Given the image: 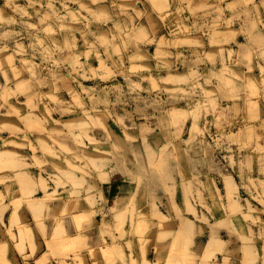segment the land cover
Wrapping results in <instances>:
<instances>
[{"label":"rangeland","instance_id":"obj_1","mask_svg":"<svg viewBox=\"0 0 264 264\" xmlns=\"http://www.w3.org/2000/svg\"><path fill=\"white\" fill-rule=\"evenodd\" d=\"M261 10L264 0H0L8 241L21 214L87 207L114 254L106 264L163 263L147 236L176 241L175 264H264V44L247 48L242 29Z\"/></svg>","mask_w":264,"mask_h":264},{"label":"crops","instance_id":"obj_2","mask_svg":"<svg viewBox=\"0 0 264 264\" xmlns=\"http://www.w3.org/2000/svg\"><path fill=\"white\" fill-rule=\"evenodd\" d=\"M261 15L264 16L263 10H261L259 12H254L252 14V22H250V25H246L242 28L244 33L246 34L245 36H247V37H245V40L247 42V44H246L247 48H248V45L253 44L256 41H260L264 44V28H262L261 24H260ZM253 25H256V29L253 28ZM248 27L251 31L250 33H248ZM256 44H258V43L256 42ZM217 48H219V47H217ZM262 55H264V54H262ZM263 72H264V67H263ZM261 74H259V76L262 78L263 76ZM259 92L261 94V99L262 98L264 99V97H263L264 96V88L260 86ZM256 102H257L256 107L258 109V113H260V115L262 116L261 119H264V100H260V101H256ZM249 117L250 116L247 115L248 124H257L258 123L257 120H253ZM78 203L79 204L83 203L84 205H86V202H81V200H79ZM67 204H72V202H68ZM75 205H76V203H75ZM88 209L89 208L84 207L82 211H80V209H79V211H77L76 213H72L71 215L63 216V218L58 217L56 219H54L53 216H48V215L34 216L33 214L27 213V212L25 214H21V216L19 218L20 223L18 225V227L20 226L19 229L17 230V226H14V228H13L14 231L17 230L15 236L18 237V241L16 243L15 242L10 243V241H8V239H7L8 238V231L9 232L11 231V224L9 223L7 225V229H5V228H3L2 224H1L2 220L0 219V229L3 228L4 233H6V235H5L6 237L2 241V244L10 245V248H11L8 251V254L6 253V255L8 256V259L10 261L16 260L17 264H38V263H40L39 261H41L39 259L43 257V259H44L43 261L45 263L41 261V264H46V263L47 264H57V263H59V264H64V263H66V264H80L79 261L74 262L72 259L73 258H80L81 256H83L84 263H86V264H92V263H94V264H101V263L106 264L105 256L102 254V250H101L102 245H101V241H100L101 240V233L103 230L102 226H101L102 224H95V222L93 221V218L89 219L91 217V216H89L91 214V212ZM86 212H88L87 213L88 215L85 214ZM79 213L80 214L83 213L84 215H86V216L83 215L86 218H82L83 217L82 214L79 215ZM77 215L80 216L79 217L80 219L81 218L83 219V221L81 222L82 223L81 225L77 224V222H76L75 218L78 219ZM5 220L10 221L9 219H5ZM94 220L96 221L95 218H94ZM40 222H42V223H40ZM145 222L147 223V226L149 225L148 229L153 230L155 223L151 220H146ZM35 223H36V225H35ZM60 223H62L61 228L63 229V227H62V225H63L65 227L63 230L66 231L65 236H62V237L59 236L60 228L59 227L55 228V226L56 227L58 225L60 226ZM22 224H24L26 226H24ZM79 227H80V229H79ZM26 228H27V230H26ZM53 228H54V230H53ZM24 230L27 231V234ZM43 233H45V234H43ZM79 233L81 235L80 241L83 240L85 243H82V244L79 243V246H76V245L70 246L71 242H73V240L77 239V237H78L77 235H79ZM151 233H152V231L149 232V234H151ZM17 234H19V235H17ZM27 235H30L29 238L27 237ZM212 236H215V234H212ZM71 237H73V240L71 239ZM66 238H68V239L70 238L69 240L70 241L72 240V241L69 242V240ZM60 239H64V240L66 239L65 244H69L68 246L67 245L63 246L62 252H61L62 245H60L61 249L59 250V248H57V246L59 244H53L54 241H60ZM147 239H149V241L153 244L154 250H155L154 247H158L159 251L157 253V256H158V259L163 262L161 264H168L167 261H169V255L171 253V244H172L171 239L169 238L168 240H165V241L158 243V244L156 242V239H154L152 237L150 238V236H147ZM28 240H30V241L32 240V241L29 242ZM133 240H134L133 242L135 243L136 240L138 241L139 239H138V237H136V239H135V237H133ZM99 241H100V243H99ZM211 243L213 244V242L210 240L208 242V244H211ZM155 244H156V246H155ZM69 246L73 247V248L76 247V248L74 250L71 248V250L68 249L69 250L68 252H64V251H66L67 248H70ZM65 247H66V249H65ZM90 249H92L94 251L97 249L96 250L97 253L95 254L96 259H95V256L91 255L92 250L90 251ZM46 251L47 252L49 251L48 252L49 254H47ZM50 252H51V254H50ZM203 252L204 251H202L200 253V250L198 251V253L196 252L197 258L201 259V256L204 255V254H202ZM134 253H136L137 255L133 259L139 258V257L142 258L141 257V253H142L141 251L135 250ZM150 253H151V251H150ZM150 253L148 254L149 259L156 260L155 253H152V254H150ZM161 253H163V254H161ZM164 253H166V254L164 255ZM44 255H46V256H44ZM45 257L47 259L49 258L48 259L49 261L46 260ZM68 258H71V259H68ZM124 258H126V261H127L126 264H130L129 255H127L126 257L124 256L123 259ZM160 258H162V259H160ZM67 259H68V261H67ZM166 259H167V261H166ZM96 261H97V263H95ZM165 262H167V263H165ZM198 262H199V260H198ZM117 264H125V263L122 260V262L117 261ZM141 264H143V263H141Z\"/></svg>","mask_w":264,"mask_h":264},{"label":"bare ground","instance_id":"obj_3","mask_svg":"<svg viewBox=\"0 0 264 264\" xmlns=\"http://www.w3.org/2000/svg\"><path fill=\"white\" fill-rule=\"evenodd\" d=\"M229 6H230V5H229ZM247 20H248V19H247ZM151 27H152V26H151ZM138 31H139V30H138ZM140 34L142 35L141 31H140ZM220 34H221V33H220ZM107 36H108V35H107ZM223 36H224V35H223ZM142 37H143V36H142ZM224 37H225V36H224ZM102 38H103V37H102ZM103 39H104V38H103ZM213 39H214V38H213ZM226 39H227V38H226ZM104 40H105V39H104ZM160 41H161V40H160ZM96 42H97V41H96ZM190 42H191V41H190ZM105 43H107V40L104 42V44H105ZM123 43H124V42H123ZM161 43H162V42H161ZM217 43H218V42H217ZM158 45H159V44H158ZM199 45H200V44H199ZM117 46H118V45H117ZM71 47H72V46H71ZM124 47H125V46H124ZM157 47H158V46H157ZM115 48L117 49V47H115ZM116 49H115V50H116ZM118 50H120L119 47H118L117 51H118ZM120 51H121V50H120ZM157 51H158V50H157ZM118 52H119V51H118ZM163 52H164V51H163ZM119 53H121V52H119ZM160 53H162V51H161ZM254 53H255V52H254ZM256 53H258V52H256ZM157 54H158V53H157ZM228 54H229V53H228ZM135 56H136V55H135ZM135 56H134V57H135ZM120 57H121V56H120ZM139 57H140V56H139ZM139 57H138V58H139ZM130 58H131V57H130ZM134 59H135V58H134ZM225 59H226V58H225ZM130 61H131V60H130ZM136 65H137V64H136ZM138 65H139V64H138ZM134 66H135V65H134ZM140 67H141V65H140ZM253 79H254V78H253ZM230 80H231V79H230ZM226 82H227V81H226ZM230 83H231V82H230ZM41 85H42V84H41ZM44 86H45V85H44ZM5 91L7 92L8 90H5ZM6 95H7V94H6ZM6 95H5V96H6ZM6 97H7V96H6ZM8 97H9V94H8ZM8 97H7V99H8ZM4 99H5V98H4ZM3 102H4V101H3ZM7 102H8V101H7ZM258 105H259V104H258ZM34 106H35V105H34ZM0 107H1V106H0ZM32 107H33V106H32ZM258 108H259V107H258ZM15 115H17V114H15ZM38 122L41 123L40 121H38ZM31 125H33V124H31ZM39 126H40V125H39ZM36 127H37V126H36ZM30 128H31V127H30ZM37 128H38V127H37ZM14 129H15V128H14ZM15 130H16V129H15ZM38 130H39V128H38ZM13 131H14V130H13ZM43 141H45V140H43ZM44 143H46V142H43V144H44ZM43 144H41V145H43ZM17 145H18V144H17ZM47 147H48V146H47ZM49 148H51V147H49ZM34 161H35V160H34ZM36 165H37V164H36ZM64 165H65V164H64ZM38 166L40 167V165H38ZM68 166H69V165H68ZM61 169H62V168H61ZM68 169H69V168H68ZM74 169H75V168H74ZM23 170H24V169H23ZM67 172H68V171H67ZM26 173H27V172H26ZM21 176H23V175H21ZM24 176L26 177V175H24ZM24 176H23V177H24ZM21 178H22V177H21ZM28 180H29V179H28ZM0 181H2V180H0ZM25 183H26V181H25ZM26 185H27V183H26ZM31 186H32V185H31ZM28 188H29V187H28ZM30 189H31V188H30ZM28 192H29V191H28ZM1 195H2V194H1ZM1 195H0V196H1ZM24 196H25V195H24ZM30 199H31V198H30ZM19 201H21V200H18L17 203H18ZM45 201H46V200H45ZM172 204H173V203H172ZM129 205H130V204H129ZM46 206H47V205H46ZM50 210H51V209H50ZM54 212H55V211H54ZM54 212H53V213H54ZM67 212H68V211H67ZM56 213H57V212H56ZM56 213H54V214H56ZM65 213H66V212H65ZM87 213H88V212H86L85 214H87ZM81 214H82V216L84 215L83 213H81ZM81 214L79 213V215H81ZM87 215H88V214H87ZM18 216H19V215H18ZM77 216H78V215H77ZM77 216H76V217H77ZM84 216H86V215H84ZM84 216H83L82 218H86V217H84ZM89 216H90V215H89ZM79 217H80V216H78V221H80V220L83 221V219H82V218L80 219ZM54 219H56V218H54ZM75 219H76V222H77V218H75ZM89 219H91V217H90ZM93 219H94V218H93ZM18 220H19V219H18ZM85 220H86V219H85ZM159 220H160V219H159ZM19 221H20V220H19ZM44 221H45V220H44ZM57 222H58V221H57ZM88 222H89V221H88ZM121 222H122V221H121ZM141 222H142V221H141ZM19 223H20V222H19ZM29 223H30V222H29ZM40 223H42V222H40ZM164 223H166V222H164ZM44 224H45V223H44ZM49 224H50V223H49ZM60 224H62V223H60ZM77 224H80V225H81L82 223L78 222ZM77 224H76V225H77ZM158 224H159V223H158ZM22 225H24V224H22ZM22 225H21V226H22ZM30 225H31V224H30ZM35 225H36V223H35ZM119 225H120V224H119ZM139 225H140V224H139ZM139 225H137V226H139ZM145 225H146V223H145ZM166 225H168V224H166ZM24 226H26V225H24ZM78 226H79V225H78ZM179 226H180V225H179ZM17 227H18V226H17ZM19 227H20V226H19ZM58 227L60 228L61 225H60V226L58 225L57 227L55 226V228H58ZM62 227H63V229L65 228L63 225H62ZM145 227H149V225H148V226L146 225ZM145 227H143V229H145ZM166 227H167V226H166ZM22 228H23V227H22ZM37 228H38V227H37ZM79 229H80V227H79ZM143 229H141V230L143 231ZM146 229H148V228H146ZM146 229L144 230L145 232L147 231ZM161 229H162V228H161ZM22 230H23V229H22ZM22 230H21V231H22ZM26 230H27V228H26ZM49 230H50V229H49ZM53 230H54V228H53ZM136 230H137V229H136ZM138 230H139V229H138ZM138 230H137V231H138ZM177 230H178V229H177ZM24 231H25V230H24ZM134 231H135V230H134ZM142 231H141V232H142ZM144 231H143V232H144ZM160 231H161V230H160ZM165 231H166V230H165ZM169 231H170V230H169ZM22 232H23V231H22ZM25 232H26V234H27V231H25ZM53 232H54V231H53ZM163 232H164V231H163ZM11 233H12V232H10V234H11ZM12 234H13V233H12ZM28 234H29V233H28ZM30 235H31V234H30ZM30 235H27V237L29 238ZM52 235H53V234H52ZM82 235H83V234H82ZM25 236H26V235H25ZM64 236H65V235H64ZM77 236H78V235H77ZM187 236H188V235H187ZM73 237H74V236H73ZM73 237H71L72 240H73ZM78 237H79V236H78ZM97 237H98V236H97ZM183 237H184V236H183ZM37 238H38V237H37ZM63 238H64V237H63ZM38 239H39V238H38ZM66 239H68V238H66ZM66 239H65V240H66ZM69 239H70V238H69ZM69 239H68V240H69ZM61 240H62V239H61ZM72 240H71V241H72ZM97 240H98V239H97ZM148 240H149V239H148ZM156 240H157V239H156ZM211 240H212V239H211ZM25 241H26V240H25ZM28 241L31 242L32 240H31V241L28 240ZM71 241L69 240V242H71ZM100 241H101V240H100ZM100 241H99V243H100ZM146 241H147V240H146ZM173 241H174V240H173ZM49 242H50V241H49ZM65 242H66V241H65ZM69 242H68V243H69ZM73 242L76 243L74 240H73ZM73 242H71L70 246H73V245H74ZM95 242H96V241H95ZM175 242H176V241L172 242V244H171V253H170V255H169V261H170L171 263H170L169 261H167V259H166V261L168 262V264H169V263L172 264V262H173V264H175V262H176V261H174V259H173V257H174L173 254L176 253V252L178 251V245H177L178 243L175 244V245H177V247H176L175 250H174V248H173V246H172V245H174ZM181 242H182V241H181ZM212 242H213V244L211 243V249H212V247H213L214 244H216V245L218 246V244L216 243L217 240H212ZM1 244H2V243H1ZM96 244H97V243H96ZM15 245H16V244H15ZM46 245H47V244H46ZM60 245H62V249H61V246H60ZM64 245H67V246H68L69 244H65V243L62 244V243H60V244L57 246V248H59V250L61 249V252H62V251H63V246H64ZM75 245H76V244H75ZM117 245H118V244H117ZM175 245H174V247H175ZM0 246H1L0 251L2 250V252H0V253H1V254H0V256H1L0 260H1L2 264H5V262L8 263L7 255L5 254L6 252L4 253V251H5L6 249H2V248H3L2 246H6V245L4 244V245H0ZM59 246H60V247H59ZM67 246H66V247H67ZM70 246H69V247H70ZM155 246H156V244H155ZM169 246H170V245H169ZM181 246H183V245L181 244ZM227 246H229V245H227ZM29 247H30V246H29ZM35 247H36V246H35ZM66 247H65V249H66ZM4 248H7V247H4ZM71 248L74 250L76 247H75V248H73V247L67 248L66 251H64V252H68L69 250H71ZM113 248L115 249L116 247L113 246ZM154 248H155V247H154ZM172 248H173V249H172ZM227 248H228V247H227ZM18 249H19V248H18ZM47 249H48V248H47ZM68 249H69V250H68ZM94 249H95V248H94ZM143 249H144V247H143ZM165 249H166V248H165ZM50 250H51V249H50ZM50 250H49V251H50ZM73 250H72V251H73ZM88 250H89V249H88ZM91 250H92V249H90V251H91ZM96 250H97V249H96ZM96 250L94 251V252H95L94 254L97 253ZM101 250H103V247H102ZM176 250H177V251H176ZM179 250H180V249H179ZM49 251H48V252H49ZM57 251H58V250H57ZM92 251H93V250H92ZM98 251H99V250H98ZM107 251H108V250H107ZM114 251H115V250H114ZM144 251H145V250H144ZM154 251H155V250H154ZM210 251H211V250H210ZM46 252H47V251H46ZM48 252H47V254H49ZM111 252H112V251H110V254H109V255L112 254V256H114V254L111 253ZM115 252H116V251H115ZM155 252H156V251H155ZM226 252H228V251L226 250ZM103 253H106V251H105V252L103 251ZM103 253H102V254H103ZM108 253H109V252H107L106 254H108ZM178 253H183V252L178 251ZM178 253H177V254H178ZM44 254H45V253H44ZM47 254H46V255H47ZM50 254H51V252H50ZM76 254H77V253H76ZM106 254H105V256H108L107 258H111V257H109V255H106ZM116 254H117V253H116ZM161 254H163V253H161ZM165 254H166V253H164V255H165ZM202 254H203V253H202ZM46 255H44V256H46ZM79 255H80V254H79ZM91 255H92V254H91ZM94 256H95V259H96V255H94ZM162 256H163V255H162ZM178 256H179V255H178ZM76 257H77V256H76ZM79 257H80V256H79ZM196 257H197V256H196ZM72 258H73V257H72ZM82 258H83V256H81V258H79V259H82ZM105 258H106V257H105ZM107 258H106V259H107ZM187 258H188V257H187ZM45 259L48 260L49 258L47 259V258L45 257ZM74 259H75V258H74ZM115 259H116V258H115ZM115 259L113 260L114 262H116V260H117V259H116V260H115ZM160 259H162V258H160ZM241 259H242V258H241ZM244 259H245V257H244ZM244 259H243V260H244ZM6 260H7V261H6ZM37 260H38V259H37ZM39 260H41L42 262H44V261H43V260H44L43 257L40 258ZM39 260H38V261H39ZM46 260H45V261H46ZM109 260H111V259H109ZM131 260H132V259H131ZM223 260H224V259H223ZM41 261H39L40 263H38V264H41ZM48 261H49V260H48ZM60 261H61V260H60ZM107 261H108V259L106 260V262H107ZM113 261H111V262H113ZM225 261H226V260H225ZM227 261H228V259H227ZM244 261H245V260H244ZM3 262H4V263H3ZM75 262H76V261H75ZM101 262H102V261H101ZM114 262H113V263H114ZM167 262H165V263H167ZM44 263H45V262H44ZM67 263H68V262H67ZM83 263H84V261H83ZM95 263H97V261H96ZM225 263H227V262H225ZM85 264H86V263H85ZM92 264H94V263H92ZM101 264H102V263H101ZM176 264H177V263H176ZM180 264H181V263H180ZM193 264H194V263H193ZM214 264H215V263H214Z\"/></svg>","mask_w":264,"mask_h":264}]
</instances>
